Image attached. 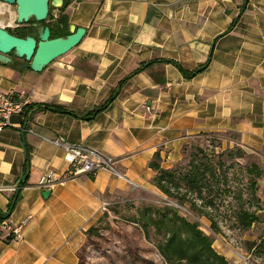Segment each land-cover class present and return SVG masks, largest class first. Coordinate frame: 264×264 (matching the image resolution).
Here are the masks:
<instances>
[{
	"label": "crops",
	"instance_id": "1",
	"mask_svg": "<svg viewBox=\"0 0 264 264\" xmlns=\"http://www.w3.org/2000/svg\"><path fill=\"white\" fill-rule=\"evenodd\" d=\"M65 1L46 23L63 17L68 34L70 25L86 28L79 44L41 71L21 68L16 57L0 62L1 89L28 100L0 132V187H18L26 178L30 152L28 183L8 218L25 226L19 237L0 227V264H77L87 229L111 202L153 186L149 164L157 151L169 168L192 137L230 132L264 158V0ZM9 9L0 1V25L11 32L21 25L2 21ZM150 61L91 118L44 107L86 114ZM206 62L202 71L184 73ZM60 136L113 156L119 174L68 175L65 149L52 142ZM51 172L59 180L42 187ZM14 192L0 190L2 211ZM242 234L245 240L264 236V214ZM225 250L217 251L230 260Z\"/></svg>",
	"mask_w": 264,
	"mask_h": 264
},
{
	"label": "trees",
	"instance_id": "2",
	"mask_svg": "<svg viewBox=\"0 0 264 264\" xmlns=\"http://www.w3.org/2000/svg\"><path fill=\"white\" fill-rule=\"evenodd\" d=\"M247 1L245 0V4ZM53 9L54 7H50L48 17ZM60 20L62 21L63 17L55 23L43 22L44 25L50 27L51 37L68 35V30H65L68 21L65 25H62ZM236 21L233 22L232 26ZM33 22L34 20H30L27 23L29 25L18 26L15 31L11 32L21 37L33 34L35 31V28L31 25ZM152 62L141 63L138 68L123 77L112 90L110 96L86 114H79L63 105L49 104L44 107L55 112L71 113L83 118H91L104 110L116 98L122 86L133 74L147 68ZM207 64L208 62L194 71H184V73L187 76H192L202 71ZM161 158L160 151H157L149 164L156 171L153 183L167 196L176 198L180 204L190 201L191 205L196 208V200L201 201L199 206L203 208L202 214H206L211 218V227L213 231L217 232L219 230L218 222L214 221V217L209 211V209H216V198L214 195L209 194L211 191L209 193H206V191L213 188V179L217 177L218 165L212 161L198 158L190 161L189 168L185 172L178 173L176 170L163 167L160 163ZM29 164L30 152L27 148L26 178L19 182L17 190L11 195L8 210L4 212L0 209V223L3 219L9 218L20 199V188L28 183ZM182 188L184 191H180ZM189 194L195 196L190 199ZM109 209L111 208L108 206L107 210ZM262 209L259 205L255 209L247 208L245 201L240 200L239 206L233 211L235 226L242 231L248 230L254 223L261 220L259 210ZM104 216L108 217V214L105 213ZM102 221L103 217L87 229L86 241L77 252L79 258L77 264H233L225 255L214 248L213 238L206 234L197 222L188 220L172 207H145L140 209L137 217L133 219L134 222L139 223V238L136 236V231L134 233L130 232L126 227L123 228V231L110 224L104 228L101 224ZM117 223L123 226L121 221H117ZM151 228L155 229L157 235L162 236V239L156 244L158 255L161 258L151 254L141 243V233H145L146 237L149 238ZM245 248L254 258L263 259L261 264H264V236L254 240H246ZM93 257H96V259L91 260Z\"/></svg>",
	"mask_w": 264,
	"mask_h": 264
},
{
	"label": "rangeland",
	"instance_id": "3",
	"mask_svg": "<svg viewBox=\"0 0 264 264\" xmlns=\"http://www.w3.org/2000/svg\"><path fill=\"white\" fill-rule=\"evenodd\" d=\"M8 5L10 9L4 11L1 18L15 29L17 27L16 5ZM198 158L218 165V174L213 179V188L206 191V193L211 191L209 194L216 198V209H209V211L214 221L218 222L217 232L211 227V218L202 214L203 208L199 206L201 201L196 200V208L191 205L190 201L180 204L176 198L164 194L154 183L153 186L137 188L128 195L123 194L113 200L109 205L111 209H105L98 217V219L103 217L102 226L106 228L110 224L120 231L126 227L130 232L136 231V236L139 238V223L134 222L133 219L137 217L140 209L172 207L188 220L197 222L200 228L213 238V246L216 250L221 251L223 248L226 249L225 251L229 250L232 253L229 257L230 262L234 264V260H238L235 250L243 248L244 252H249L245 248L246 240L242 234L244 231L235 226L233 211L239 206L240 200L245 201L247 208L255 209L258 205L264 208V158L258 151L242 144L237 135L233 133L207 132L189 139L182 149L181 159L167 169L183 173L189 168L190 161ZM180 191H184L183 188ZM189 196L191 199L195 195L189 194ZM104 212L108 214V217L104 216ZM117 221H121L123 226ZM141 237L143 247L154 256L161 258L158 255L156 244L162 236L157 235L155 229L151 228L149 238L145 233H141ZM95 259L96 257H93L91 260ZM251 260L253 262L258 260L255 264L263 263V259L254 258V256H251Z\"/></svg>",
	"mask_w": 264,
	"mask_h": 264
},
{
	"label": "water",
	"instance_id": "4",
	"mask_svg": "<svg viewBox=\"0 0 264 264\" xmlns=\"http://www.w3.org/2000/svg\"><path fill=\"white\" fill-rule=\"evenodd\" d=\"M10 5H16L17 25L27 24L30 20L35 31L33 34L21 37L0 25V62H12L14 58L22 60L21 68L27 67L41 71L56 58L74 48L86 33V28L70 25L67 36L51 37V29L43 22L47 20L50 7L61 8L68 5L65 0H0ZM51 190L46 189L43 195L47 197Z\"/></svg>",
	"mask_w": 264,
	"mask_h": 264
},
{
	"label": "built area",
	"instance_id": "5",
	"mask_svg": "<svg viewBox=\"0 0 264 264\" xmlns=\"http://www.w3.org/2000/svg\"><path fill=\"white\" fill-rule=\"evenodd\" d=\"M28 100L17 97L14 93L4 92L0 87V132L6 127L10 126V117L16 113H22ZM55 145L61 146L65 149L64 162L66 164V172L68 175L74 177L81 174H95L101 169H106L113 174H119L117 163L118 160L113 156L106 155L101 151L82 145L80 143H72L67 141L64 137H57L52 140ZM54 173L46 175L44 181L41 182L42 187H50L59 179L54 177ZM0 190H10L12 192L17 190V185L3 186ZM0 226L8 230V236L19 237L25 226V221L11 225L8 218H5L0 223ZM243 248L235 250V255L239 260L246 264H255L258 260L253 262L251 254L243 251Z\"/></svg>",
	"mask_w": 264,
	"mask_h": 264
},
{
	"label": "flooded vegetation",
	"instance_id": "6",
	"mask_svg": "<svg viewBox=\"0 0 264 264\" xmlns=\"http://www.w3.org/2000/svg\"><path fill=\"white\" fill-rule=\"evenodd\" d=\"M31 25H32V23H31ZM32 27H33V25H32Z\"/></svg>",
	"mask_w": 264,
	"mask_h": 264
}]
</instances>
